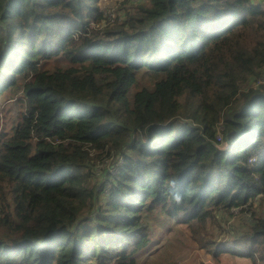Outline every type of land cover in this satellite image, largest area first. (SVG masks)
<instances>
[{"label":"trees","instance_id":"obj_1","mask_svg":"<svg viewBox=\"0 0 264 264\" xmlns=\"http://www.w3.org/2000/svg\"><path fill=\"white\" fill-rule=\"evenodd\" d=\"M100 1L0 0V264H264V0Z\"/></svg>","mask_w":264,"mask_h":264},{"label":"rangeland","instance_id":"obj_2","mask_svg":"<svg viewBox=\"0 0 264 264\" xmlns=\"http://www.w3.org/2000/svg\"><path fill=\"white\" fill-rule=\"evenodd\" d=\"M117 2L118 0H101L99 6L105 8V11H112V9L116 7ZM8 107H10V110L6 115L8 119L12 121L17 118L19 108L15 101L9 103ZM2 124L3 120L0 118V126ZM246 209L242 208V206H237L229 211H219V215L223 222L222 225L225 227L223 240L231 239L234 229L239 228L242 230L247 226L245 220L249 216L252 217L254 211L250 209L252 214H247V212H245ZM254 210L264 218V201L262 199H255ZM163 220L164 219L159 218V220L154 223V235L151 237L147 236V239H152V244L149 246L151 248L148 250H140L137 256L138 264L212 263L210 262V254L197 247L196 241L190 237L184 226L179 225L169 229L168 226L163 223ZM227 246L231 247V245ZM222 259L223 261H220V264H243L233 262L232 256H228L226 253L223 254Z\"/></svg>","mask_w":264,"mask_h":264},{"label":"built area","instance_id":"obj_3","mask_svg":"<svg viewBox=\"0 0 264 264\" xmlns=\"http://www.w3.org/2000/svg\"><path fill=\"white\" fill-rule=\"evenodd\" d=\"M113 15H111V17H112ZM259 85H264V74L258 79V81H257V86H259ZM108 187L110 186V185H107ZM106 186V187H107ZM226 244L227 245H231V246H233V243H231L230 241H226ZM243 251H245L246 252V249H242Z\"/></svg>","mask_w":264,"mask_h":264}]
</instances>
